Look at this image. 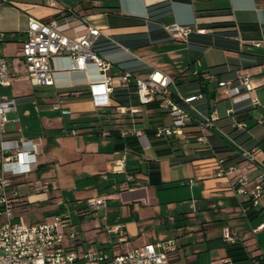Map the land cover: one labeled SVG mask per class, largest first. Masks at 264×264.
<instances>
[{"label": "crops", "instance_id": "0c3cea01", "mask_svg": "<svg viewBox=\"0 0 264 264\" xmlns=\"http://www.w3.org/2000/svg\"><path fill=\"white\" fill-rule=\"evenodd\" d=\"M61 6L68 10L60 12ZM30 17H57L70 36L85 33L88 25L98 26L94 48L109 62V73L131 70L144 77L160 69L173 79L170 89L180 104L203 118L217 107L212 100L220 93L218 80L235 79L248 70L256 96L264 87V0L0 2V55L8 59L12 75L10 85L0 86V96L17 101L16 110L7 114L5 138H33L37 144V167L8 174L14 220L37 223L63 215L68 219L64 246L79 254L102 250L112 255L171 237L177 249L169 264H253L264 256V209L252 207L249 194L237 191V172L214 174L216 157L233 162L254 145L260 151L247 175L250 183L264 171V124L258 123L264 115H258L257 106L249 99L221 97L220 103L227 105L221 113L217 109L220 118L207 143L156 138L152 129L168 124V112L156 104L140 107L134 116L118 111L116 104L139 105L133 86L116 87L111 103L97 105L89 90V82L97 78L92 65L77 70L67 57L56 56L55 83L32 84L20 55ZM172 23L188 25L191 32L185 39L175 38L166 28ZM208 71L213 77L202 78ZM200 93L202 97L185 101ZM227 108L233 109V118L244 121V128L231 126ZM251 118L252 124L247 121ZM133 122L143 136L121 135ZM185 130L191 136L196 127L190 124ZM98 196L104 204L89 207V199ZM218 197L228 198L226 213L210 203ZM4 220L0 214V223ZM117 224L123 241L118 240L120 233L108 230ZM224 224L239 233L236 241L245 259L228 255ZM76 262L83 264L81 258Z\"/></svg>", "mask_w": 264, "mask_h": 264}, {"label": "built area", "instance_id": "2783aa9c", "mask_svg": "<svg viewBox=\"0 0 264 264\" xmlns=\"http://www.w3.org/2000/svg\"><path fill=\"white\" fill-rule=\"evenodd\" d=\"M9 0H0L8 2ZM48 4H54L56 0H44ZM99 1V0H93ZM68 10L61 6L60 12ZM175 38L185 39L191 27L177 23L166 26ZM26 39L22 42L20 55L26 66V75L34 85H52L55 83V69L53 59L56 56L67 57L71 61L73 69L85 70L92 65L97 71V78L89 82V90L97 105L111 103V94L116 87L129 88L133 86L139 105L119 106L118 111L129 112L132 116L140 112V107L155 103L158 108L166 111L171 116V123L159 124L153 127L152 132L156 138L173 139L180 143L191 140L207 143L208 134L214 129L220 118L217 107L214 104L206 117H198L180 104L173 95L170 86L173 79L160 69L153 68L147 76H136L131 70H124L118 74L109 73L107 62L94 46L100 35V28L88 25L86 32L79 36H70L60 26L59 18L52 17L48 20L30 17L28 20ZM202 78H212L211 72L200 74ZM11 69L8 59L0 55V86L11 83ZM251 72L244 70L235 79H220L217 81L219 92L234 102L249 99L252 104L264 108L254 93L251 84ZM77 93L76 91H72ZM197 94L185 98L192 101L202 97ZM61 101V100H60ZM17 108L15 97L0 96V214L4 221L0 223V264H73L81 258L83 264H169L170 256L176 251L177 244L173 238H166L157 242L132 246L129 249L115 254H108L102 250H85L80 254L75 250L64 246L66 232L64 226L68 219L61 214H54L51 218L37 222L25 223L14 220L12 201L7 193L10 183L8 174H23L37 167L35 159L37 144L33 138L20 137L19 140L5 138V125L8 121V113ZM232 108L226 109V115L232 118L233 128H244L246 124L242 120L232 117ZM259 124H264V116L258 119ZM196 127L193 135H188L185 128L188 125ZM75 134V129L71 130ZM123 136L133 134L143 136V130L133 122L131 126L120 131ZM260 151L257 146L243 150L237 161L228 162L225 157H216L215 176L228 175L239 163L243 170L254 167ZM123 162V158L117 160L116 165ZM189 183H195L194 179H188ZM237 191L248 193L251 206L256 209H264V171L256 176L250 183L246 174L237 176ZM185 181H181L184 184ZM104 204L102 196L89 199V207H99ZM112 230L120 233L119 241L126 239L119 224ZM73 235V233H70ZM239 238V233L228 226L222 230L224 242L233 243ZM264 262V258L256 259L253 264Z\"/></svg>", "mask_w": 264, "mask_h": 264}, {"label": "rangeland", "instance_id": "374dc122", "mask_svg": "<svg viewBox=\"0 0 264 264\" xmlns=\"http://www.w3.org/2000/svg\"><path fill=\"white\" fill-rule=\"evenodd\" d=\"M257 96H258V99H259V101H260V103H262V104H264V87H260V88H258V94H257ZM221 97H224L221 93H219L218 95H217V97H216V99L215 100H212L213 102L215 101H217L216 103H217V109H218V111H220V113L221 112H223V110H224V108H225V106L227 105V102H222V103H220V101H221V99L223 100V98H221ZM255 111L258 113V115H264V108H262L261 106H257V107H255ZM170 121H171V118H170V116H169V114L168 113H166L165 114V122L166 123H170ZM248 121V123H250V124H252L254 121H255V119L254 118H251V119H248L247 120ZM235 172H237L238 174H242V173H244V174H246V175H250V173H251V169H249V170H243L242 168H240L239 166L238 167H236L234 170H232L230 173L232 174V173H235ZM180 188H182V187H180ZM197 197H199L201 200H202V204H205L206 203V200L204 199L205 197H203V196H197ZM216 200H213L212 202H210V203H212V204H217L219 207H222V210H224L225 211V203H226V201L228 200V198L227 197H218V198H215ZM227 211H225V213H226ZM3 218H4V216H3ZM210 224H214V223H210ZM228 226V227H230L231 229H233L234 230V228H232V226H230L229 224H224L223 226H222V228H221V232H222V230H223V227L224 226ZM213 228V227H212ZM214 230H215V228H214ZM211 231H213V230H211ZM169 238H171V237H169ZM260 238H261V242H262V244H264V231H262L261 233H260ZM262 244H261V246H262ZM262 248H264V247H262ZM75 264H81V263H75Z\"/></svg>", "mask_w": 264, "mask_h": 264}, {"label": "trees", "instance_id": "16d2710c", "mask_svg": "<svg viewBox=\"0 0 264 264\" xmlns=\"http://www.w3.org/2000/svg\"><path fill=\"white\" fill-rule=\"evenodd\" d=\"M132 90H133V88L131 89V91ZM154 104L155 103H150V104H147V105L154 106ZM238 157H237V160H238ZM237 160L235 159V161H237ZM225 245H226V249H227L228 255L233 260H242V259H245V257H243V255L245 254V251L243 250V247L240 245L239 242H237V241H235L233 243H227V242H225ZM261 257L264 258V256H260L257 259H260Z\"/></svg>", "mask_w": 264, "mask_h": 264}]
</instances>
